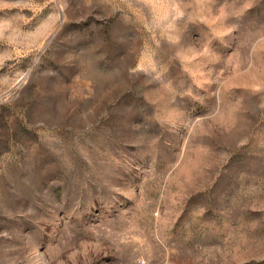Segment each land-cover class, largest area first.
<instances>
[{
    "label": "rangeland",
    "instance_id": "374dc122",
    "mask_svg": "<svg viewBox=\"0 0 264 264\" xmlns=\"http://www.w3.org/2000/svg\"><path fill=\"white\" fill-rule=\"evenodd\" d=\"M0 264H264V0H0Z\"/></svg>",
    "mask_w": 264,
    "mask_h": 264
}]
</instances>
